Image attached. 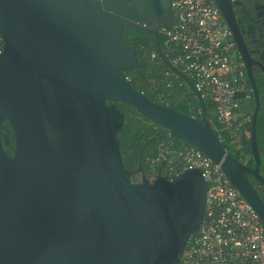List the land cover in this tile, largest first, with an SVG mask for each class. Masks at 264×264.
<instances>
[{
  "label": "water",
  "instance_id": "95a60500",
  "mask_svg": "<svg viewBox=\"0 0 264 264\" xmlns=\"http://www.w3.org/2000/svg\"><path fill=\"white\" fill-rule=\"evenodd\" d=\"M172 22L170 0H0V264H179L202 221L207 182L197 168L150 178L142 164L126 167L116 101L218 163L264 223V200L246 175L258 176L261 162L258 98L252 170L225 148L201 92L157 35L156 53L190 84L202 119L152 100L126 75L144 62L124 28Z\"/></svg>",
  "mask_w": 264,
  "mask_h": 264
},
{
  "label": "built area",
  "instance_id": "2783aa9c",
  "mask_svg": "<svg viewBox=\"0 0 264 264\" xmlns=\"http://www.w3.org/2000/svg\"><path fill=\"white\" fill-rule=\"evenodd\" d=\"M170 6L173 22L164 34L172 62L214 102L217 121L209 122L221 140L236 142L250 115L235 97L245 92L246 82L241 61L232 52L231 31L213 0H170ZM157 158L167 160L172 170L180 165L176 174L200 169L207 182L202 221L179 264H264V223L218 163L171 139L160 144Z\"/></svg>",
  "mask_w": 264,
  "mask_h": 264
},
{
  "label": "trees",
  "instance_id": "16d2710c",
  "mask_svg": "<svg viewBox=\"0 0 264 264\" xmlns=\"http://www.w3.org/2000/svg\"><path fill=\"white\" fill-rule=\"evenodd\" d=\"M124 29L123 40L136 50L139 58L144 62L143 65L126 72L132 85L156 102L202 119L201 103L192 87L184 78L176 74L159 54L150 48L154 47V39L150 33L132 27H125ZM138 40H141L144 45H139L137 43ZM159 44L172 61L173 58L165 45V34L161 40L159 39ZM177 66L181 68L179 65ZM185 73L195 83L194 78L189 73ZM204 99L206 103V117L209 121L216 122L217 117L214 102L208 97H204ZM243 100V98H240L241 110L246 111L250 115V121L247 125L251 129L250 123L253 107L247 106ZM116 103L121 108L124 117L123 127L120 129L118 136L121 142V152L125 166L135 170L142 164L143 170L150 178H153L158 172L165 173L170 177L176 175L180 168H182L180 165L172 170L167 160L157 158L160 144L171 139L177 146L184 149L194 147L182 139L173 137L164 126L152 121L131 105L121 101H116ZM259 121L258 119L257 134L261 126ZM2 131L4 148L12 155L15 147V138L7 121H4ZM223 144L230 149L235 146L230 140H223ZM140 177V172L132 175L133 180H138Z\"/></svg>",
  "mask_w": 264,
  "mask_h": 264
},
{
  "label": "flooded vegetation",
  "instance_id": "af4514ba",
  "mask_svg": "<svg viewBox=\"0 0 264 264\" xmlns=\"http://www.w3.org/2000/svg\"><path fill=\"white\" fill-rule=\"evenodd\" d=\"M213 1L231 31L232 52L241 61V68L246 82L243 101L247 106L253 107L250 124H252L257 98L259 100L256 124H258L259 119L261 126L257 134V143L261 162L258 168V176L248 171H246V175L264 200V0ZM150 28L151 30H141L150 33L153 37L154 47L150 48L155 51V37L157 35L159 43V39L161 40L164 36L165 29H157L155 26ZM153 30H156V34ZM124 33L125 29L123 38ZM137 43L144 45L141 40H138ZM233 143L235 146L231 149L225 147L228 152L244 166L252 170L255 169L257 162L252 150V125L251 129L248 128V125L244 126L237 141Z\"/></svg>",
  "mask_w": 264,
  "mask_h": 264
}]
</instances>
